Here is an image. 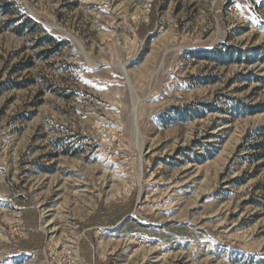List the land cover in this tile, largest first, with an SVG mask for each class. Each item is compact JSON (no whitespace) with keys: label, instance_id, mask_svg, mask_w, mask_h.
Segmentation results:
<instances>
[{"label":"rangeland","instance_id":"374dc122","mask_svg":"<svg viewBox=\"0 0 264 264\" xmlns=\"http://www.w3.org/2000/svg\"><path fill=\"white\" fill-rule=\"evenodd\" d=\"M263 103L264 0H0V264H264Z\"/></svg>","mask_w":264,"mask_h":264},{"label":"trees","instance_id":"16d2710c","mask_svg":"<svg viewBox=\"0 0 264 264\" xmlns=\"http://www.w3.org/2000/svg\"><path fill=\"white\" fill-rule=\"evenodd\" d=\"M4 7H5L4 11H7L6 7H8V4H5ZM19 20H20V22L14 28L16 30V32H18V33H24V31H26V29H27L26 27L28 24H32L33 26L40 28V24L38 22H36L35 20H33L29 15H27L24 12L22 13ZM263 110H264V103L253 107L251 112L263 111ZM260 129H264V127L260 128Z\"/></svg>","mask_w":264,"mask_h":264}]
</instances>
